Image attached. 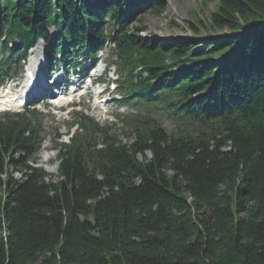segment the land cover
<instances>
[{
    "label": "trees",
    "instance_id": "obj_1",
    "mask_svg": "<svg viewBox=\"0 0 264 264\" xmlns=\"http://www.w3.org/2000/svg\"><path fill=\"white\" fill-rule=\"evenodd\" d=\"M203 2L223 35L160 44L130 25L167 0H0L13 57L43 38L66 66L109 39L128 99L196 127L171 135L141 114L123 143L79 115L49 175L33 112L0 116V264H264V0Z\"/></svg>",
    "mask_w": 264,
    "mask_h": 264
},
{
    "label": "rangeland",
    "instance_id": "obj_2",
    "mask_svg": "<svg viewBox=\"0 0 264 264\" xmlns=\"http://www.w3.org/2000/svg\"><path fill=\"white\" fill-rule=\"evenodd\" d=\"M216 8L215 2L204 3L203 0H167L165 11L162 14H152L146 13L144 15L138 16L137 22H134L130 25V29L137 26H145L147 29L141 33V36L145 38H153L156 39L160 44L175 41L177 39H191V40H201L209 37H220L227 30H212L211 28L205 27L208 25L209 18L211 17L214 9ZM54 30L51 28L50 33L52 37H54ZM18 45V41L15 39L13 41V46ZM39 45L40 52L46 54L50 45L49 43H44L39 41L37 46ZM36 47V46H35ZM108 47V46H106ZM33 51V50H32ZM32 51H29L27 62H16V66L14 67V80L10 82V85H23L24 83V72L28 67V62L30 61V57L32 56ZM42 56V55H41ZM107 62L116 61L112 52H110L109 48L104 51V55ZM3 57L2 46L0 45V62ZM117 67L115 64H111L110 67ZM119 70V69H118ZM84 104L87 105L88 101L85 100ZM38 110L42 113H38L39 121L42 123V137L45 141H43L35 150L33 154V158L35 159V166L42 168L49 175L56 174V171H52L54 166L57 167V164L53 162L56 158L57 150L56 144H58L57 136L62 135L61 140L67 141L68 137L71 136L72 131L76 126L74 125L72 131H69V126L72 122V118L70 114H61L55 115L54 111L44 108H38ZM134 110L138 109L134 107ZM121 111V110H120ZM119 113H122L120 112ZM133 111L129 108L128 112ZM116 112V114H119ZM145 114H151V116L156 120L161 127H163L169 134L178 135L182 131V133L191 132L196 129L191 124H183L176 122L173 118L167 115L164 111L161 110H152V112H144ZM133 116L130 115H121L120 119L117 117H111L110 120H114L113 130L110 132L114 136L117 137L118 140L123 143L130 142L131 135L129 134L130 129V121L133 119ZM100 124H104L106 122L100 121ZM109 124V123H106ZM183 130H178V128L184 126ZM41 126V125H40ZM60 140V141H61ZM18 156L16 155L15 158ZM151 158L150 153H146V156H139L141 161H146ZM13 172V177L16 179L21 178V174Z\"/></svg>",
    "mask_w": 264,
    "mask_h": 264
},
{
    "label": "bare ground",
    "instance_id": "obj_3",
    "mask_svg": "<svg viewBox=\"0 0 264 264\" xmlns=\"http://www.w3.org/2000/svg\"><path fill=\"white\" fill-rule=\"evenodd\" d=\"M36 48L39 49V46H37ZM49 90H50V89H49ZM49 90L45 89V91H47V92H45V94L48 93ZM66 100H67V97H64V96H60L58 99H56V101H60V102H64V101H66ZM56 170H57V167L54 166V167L52 168V171H56Z\"/></svg>",
    "mask_w": 264,
    "mask_h": 264
}]
</instances>
